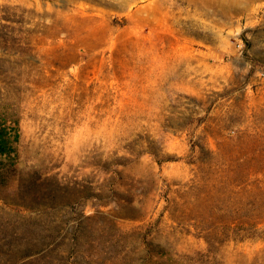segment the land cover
Wrapping results in <instances>:
<instances>
[{"label": "rangeland", "instance_id": "rangeland-1", "mask_svg": "<svg viewBox=\"0 0 264 264\" xmlns=\"http://www.w3.org/2000/svg\"><path fill=\"white\" fill-rule=\"evenodd\" d=\"M0 264H264V0H0Z\"/></svg>", "mask_w": 264, "mask_h": 264}]
</instances>
